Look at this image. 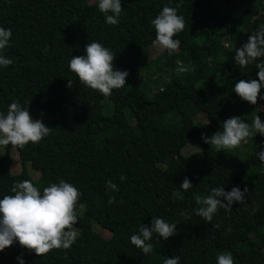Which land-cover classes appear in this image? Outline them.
Returning <instances> with one entry per match:
<instances>
[{
	"label": "trees",
	"instance_id": "1",
	"mask_svg": "<svg viewBox=\"0 0 264 264\" xmlns=\"http://www.w3.org/2000/svg\"><path fill=\"white\" fill-rule=\"evenodd\" d=\"M121 3L119 23L112 26L87 0H0V27L12 30L3 54L13 61L0 67V113L6 115L18 100L30 115L52 116L45 123L52 130L41 142L13 147L19 174H10L7 154L0 156V199L13 195L12 186L24 180L42 192L63 179L81 193L74 225L78 237L70 249L37 257L17 242L0 252V264H19L18 257L25 264H164L166 257H179L180 264H217L225 252H231L234 264H264V165L257 156L264 136L248 138L244 160L199 143L203 129L222 130V122L231 118L227 111L242 101L232 91L235 83L258 79L255 63L240 69L234 56L264 27V19L255 20L264 13V0ZM206 4L211 6L208 14L203 13ZM165 6L185 9L178 14L185 29L174 36L181 41L179 50L161 56L169 79L148 95L138 76L146 68L144 51L155 40L151 21ZM93 41L111 49L117 70H133L126 85L110 97L83 86L68 68L71 58L83 55ZM180 66L189 71L178 73ZM260 95L264 97V88ZM257 103L264 104V99ZM190 109L204 114L208 123H195ZM167 115L177 120L165 122ZM259 116L264 122V115ZM235 117L252 123L246 114ZM192 143L199 144L200 153L182 156L181 149ZM26 165L39 174L37 182L26 173ZM185 177L193 186L186 192L179 189ZM109 180L118 190L108 187ZM216 187L226 192L247 187L248 193L245 203H234L231 211L218 209L206 224L195 214L201 206L195 197ZM153 217L176 223L177 232L167 241L153 234L147 242L153 251L144 255L130 237L140 226L150 227ZM93 225L109 237L99 236Z\"/></svg>",
	"mask_w": 264,
	"mask_h": 264
},
{
	"label": "clouds",
	"instance_id": "2",
	"mask_svg": "<svg viewBox=\"0 0 264 264\" xmlns=\"http://www.w3.org/2000/svg\"><path fill=\"white\" fill-rule=\"evenodd\" d=\"M96 3L99 12L105 17V22L112 26L118 25L122 12L121 0H96ZM151 25L155 29L154 47L160 51L166 50L169 56L179 50L181 41L174 39V36L185 29V19L177 14L176 9L163 7L151 21ZM11 38L12 30L0 27V67L6 68L13 64V61L3 54V50L10 47ZM261 58H264V27L252 33L248 41L236 49L234 56V62L240 69L255 63V68L259 70L258 79H241L235 83L232 90L242 101L253 106L257 105L258 98L264 99L260 95L261 89L264 88V60ZM115 59L111 49L93 41L85 45L83 55L71 58L68 68L83 86L97 91L104 97H110L113 90H119L126 85L129 75L127 71L117 70L113 66ZM188 71L184 66L177 68L178 73ZM67 87L71 88V81ZM221 127L222 130L210 138L203 134L201 136L202 141L217 153L234 150L257 134L264 136V122L259 115L254 116L251 125L234 116L223 121ZM51 130L52 128L41 120H34L28 109H23L18 100L9 105L6 115L0 113V147L11 145L23 149L29 143L41 142ZM257 156L264 165V151L258 152ZM108 187L114 191L118 190L112 180L108 181ZM192 187L190 180L185 177L179 189L186 192ZM11 192L13 195H5L0 199V252L17 242L22 249L35 253L37 257L52 250L71 248L78 237L74 225L78 222L77 206L81 195L74 185L61 179L58 183L44 187L41 192L30 180H24L15 183ZM247 193V187L243 191L239 187H233L229 192L223 187L212 188L209 195L195 197L196 204L201 205L195 209V214L206 224L211 223L218 209L231 211L234 203H245ZM173 195L179 197L180 193L174 192ZM114 202L109 200L110 204ZM79 207L82 209L83 205L80 204ZM181 215L185 219L190 218L186 213L182 212ZM215 227L218 228L219 225ZM176 232V223L153 217L151 226H140L130 240L132 245L141 249L144 255H148L153 251V245L147 242L152 240L153 234L167 241ZM17 259L19 264H25L22 257ZM164 264H180V259L166 257ZM217 264H234L231 252L218 255Z\"/></svg>",
	"mask_w": 264,
	"mask_h": 264
},
{
	"label": "rangeland",
	"instance_id": "3",
	"mask_svg": "<svg viewBox=\"0 0 264 264\" xmlns=\"http://www.w3.org/2000/svg\"><path fill=\"white\" fill-rule=\"evenodd\" d=\"M87 2L92 5L93 7H98L96 0H87ZM176 9L177 14H182L185 12V9L180 8V7H174ZM211 9V6L206 4L203 13L208 14ZM264 19V13H260L255 20L261 21ZM226 37H222V42L224 44V47L226 46ZM167 53V51H160L153 45L149 46L145 51H144V64L146 66L145 70L140 72L138 76V83H145V86L147 90H149L148 95L153 94L155 91L159 90L165 82L169 79L168 71L163 67V62L165 61L164 58L161 56ZM130 75L133 74V70L129 73ZM67 117H69L70 112L69 108L65 107ZM191 111V109H190ZM192 113V118L195 123L199 125H205L208 123L206 117L202 113H195L191 111ZM242 114H246L248 117V120L251 122L253 121L254 116L263 114L264 115V104L263 103H257V105L253 106L250 105L247 102L243 101H238L236 102L228 111L227 115L234 117V116H240ZM31 116L34 120H41L44 124L52 117L51 115L48 114H42V115H37L36 113L32 112ZM177 120L176 116L173 115H167L165 117V122H175ZM202 134L208 138H210L214 133L209 132L207 129H203L201 131V136ZM199 143L205 144L201 137L199 138ZM207 146H210L208 144H205ZM262 151H264V143L262 145ZM229 152L231 154H237L241 160H244L246 155L248 154V147L242 143L239 147L235 148L234 150L231 151H225ZM198 154L200 153V147L199 144L197 143H192V144H187L185 145L181 151L180 154L182 156H189L191 154ZM7 154L9 159H10V174L11 175H17L20 173V163L18 160V155L13 147L6 149V147H0V156ZM25 171L30 177V179L35 183L39 179V174L29 168V165H26ZM83 212V209L80 208L79 212ZM81 215V213L79 214ZM92 230L97 233L99 236L102 238H108L109 233L105 230H101L99 227L93 225Z\"/></svg>",
	"mask_w": 264,
	"mask_h": 264
}]
</instances>
